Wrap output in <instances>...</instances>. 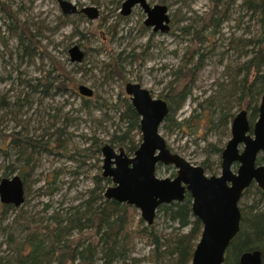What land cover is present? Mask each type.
<instances>
[{
    "label": "rangeland",
    "instance_id": "374dc122",
    "mask_svg": "<svg viewBox=\"0 0 264 264\" xmlns=\"http://www.w3.org/2000/svg\"><path fill=\"white\" fill-rule=\"evenodd\" d=\"M5 1L19 21L13 23L0 12V142L3 135L22 128L29 136H37L47 143L46 149L30 150L36 167L24 179L26 200L17 207L22 208L25 215L39 218L50 215L55 209L65 212L86 199L87 192L95 185V177L103 172L102 147L112 144L114 134L121 135L127 130L126 122L121 119L126 83L139 82L155 97H165L176 85L178 69L192 49L205 52L191 84L188 83L192 94L170 115L167 128H162L161 133L174 152L193 164H202L208 159L212 168L208 172L220 173L215 147L225 146L230 131L226 133L222 125L208 131L203 116L194 123L200 125L199 130L178 123L200 114L202 106L225 94L231 85V75L250 55L251 46L245 41L254 36L256 29L251 12L240 6L244 0H232L218 22L211 17L212 11L217 13L215 0H148L152 5L169 7L170 30L157 34L145 28L146 15L140 7L134 8L128 17L120 14L124 0H68L79 8L96 7L99 10L96 19L83 14H65L59 0ZM24 23L40 42V54L32 57L29 53L25 55L24 45L10 28L20 32ZM75 44L86 52L82 63H73L70 59L68 49ZM198 57L199 54L195 61ZM115 58L120 63V73L113 70ZM52 61L75 80V91L62 93L52 88L48 96L38 91L44 89V86L39 87L40 78L53 69ZM80 85L93 89L94 95L89 98L77 93ZM229 96L227 92L224 97L230 101L231 112L236 114L240 107H235V99ZM261 97L257 100L258 106ZM19 98L27 100L18 108L15 104ZM257 117L258 114L253 117V123ZM59 136L62 146L55 143ZM138 139L136 133L134 141ZM16 157H5L0 151V176L6 166H19L15 165ZM14 170L9 177L20 174L18 169ZM171 172L163 165L157 175L167 177ZM256 200L253 196L245 198L242 207L250 211ZM46 203L52 204L48 213L44 211ZM1 204L0 200V208ZM3 218L0 258L12 256L15 243H10L9 236L15 233L21 238L24 234V228L15 222V210H10ZM155 225L167 235L175 233L178 227L162 214H157ZM152 248L144 237H136L128 256L114 264H154L150 259Z\"/></svg>",
    "mask_w": 264,
    "mask_h": 264
},
{
    "label": "trees",
    "instance_id": "16d2710c",
    "mask_svg": "<svg viewBox=\"0 0 264 264\" xmlns=\"http://www.w3.org/2000/svg\"><path fill=\"white\" fill-rule=\"evenodd\" d=\"M231 1H214L218 14L216 13V17L212 11L211 17L215 22L219 21L222 14L225 15ZM220 6L222 7L219 8ZM240 6L251 12L256 31L252 38L245 41L247 46H251L250 55L231 75V85L227 92L230 94V99H235L233 101L235 107L237 105L240 109L243 107L251 109L253 120V117L258 114L257 100L264 93V0H244ZM0 12L13 23L17 24L19 21L16 13L5 0H0ZM22 26L24 29L20 32L17 29L15 31L12 26L10 28L18 36L19 42L24 45L25 55L28 53L30 57L37 55L40 45L37 35L30 31L25 23ZM189 53L191 54L186 56L178 69L176 85L163 97L169 105V115L162 126L164 129L167 128L166 123L170 120V115L181 108L192 94V90L188 89V83L191 84L194 71L201 65V56L205 55V52L198 53L194 49ZM198 54L200 57L195 61V56ZM114 60L113 70L120 73L121 66L120 63L118 64V58ZM47 72V75L40 78L39 87L44 86V89L38 91L47 96L52 88L62 93L69 90L75 91L77 86L75 80H72L58 63L53 62V69ZM227 92L211 99L206 106H202L200 114L192 115L178 125L184 124L188 128L196 127L199 130L200 125L197 126L194 123L196 121L197 124L203 116L207 120L208 131L222 125L225 132L229 133L234 113L228 106L230 101L227 102L224 97ZM25 100L27 98H19L15 105L19 108ZM122 103L124 110L121 119L126 122L127 130L121 135L114 134L111 143L133 153L142 141L140 116L128 100H123ZM252 104L254 107L251 108ZM58 132H60L59 129ZM133 132L135 134L132 135ZM136 133L139 139L135 142ZM205 134L207 136L206 130ZM1 138L3 139L0 142V151L5 157L17 156L15 165L19 166L16 168L13 165L6 166L0 180L9 177L14 173V169H18L20 171L18 175L21 176L25 185L26 175L36 167L30 150L32 151V148L34 151L37 148L46 149L47 143L41 142L37 136H29L28 132L22 128ZM55 143L59 146L63 145L60 136ZM216 151L220 154L222 148L217 147ZM111 181V178L104 177L103 173L98 174L95 177L94 187L86 194V199L75 206H70L65 212L55 209L45 217L27 216L22 208L2 203L0 223L5 214L15 210V222L24 228V234H21V238L16 237L15 233L9 236L10 243L11 241L15 243L13 253L12 256L8 254L1 257L0 264H99L98 261H101V264H114L118 259H125L128 256L136 237H144L146 242L153 246L150 259L154 264H191L203 230L201 220L193 214L191 196L187 195L182 202L164 204L158 209V214L178 224L177 231L167 235L157 230L155 223L144 226V220L135 206L108 199L105 196V190ZM252 196L255 200L258 197V200L250 211H246L241 206V228L227 250L224 264H240L241 254L253 250L261 251L264 264V191L257 185L252 186L246 190L243 199H249ZM51 205L46 203L44 211L48 213ZM187 228H189L188 231L182 232Z\"/></svg>",
    "mask_w": 264,
    "mask_h": 264
},
{
    "label": "water",
    "instance_id": "95a60500",
    "mask_svg": "<svg viewBox=\"0 0 264 264\" xmlns=\"http://www.w3.org/2000/svg\"><path fill=\"white\" fill-rule=\"evenodd\" d=\"M137 3L146 13V26L153 27L154 31L169 32L171 16L167 5H151L148 0H126L123 13H129ZM59 4L67 14L84 13L91 19L99 17V10L94 6L79 9L68 0H59ZM69 54L71 61L76 63H81L86 55L78 44L69 49ZM125 90L131 95V103L141 117L142 141L133 156L127 155L124 148L116 150L110 144L103 146V176L113 182L106 189L105 196L135 206L142 219L151 225L160 205L183 200L184 192L189 190L193 196V213L204 225L191 264H223L227 249L240 230L242 213L239 202L244 190L253 181L264 189V164L257 165L258 155L264 154V93L253 134L250 133L248 111L241 110L233 120L232 136L222 153L221 176L207 177L202 166L192 165L168 148L161 133V125L169 114L167 101L154 97L139 82H128ZM78 91L85 97L94 94L86 85H80ZM234 162L240 163L237 172L232 170ZM158 163L176 166L177 177H158ZM0 200L15 207L24 204L25 185L20 175L0 180ZM240 264H262L261 252L243 253Z\"/></svg>",
    "mask_w": 264,
    "mask_h": 264
},
{
    "label": "flooded vegetation",
    "instance_id": "af4514ba",
    "mask_svg": "<svg viewBox=\"0 0 264 264\" xmlns=\"http://www.w3.org/2000/svg\"><path fill=\"white\" fill-rule=\"evenodd\" d=\"M126 2V0H124L123 2H122V7H121V15L122 16H124V17H128L129 15H131L132 14V12H133V10H134V8H136V7H140L142 10H143V12H144V9L142 8V6H141V4L140 3H137V4H135L131 9H130V12L129 13H127V14H124L123 13V5H124V3ZM152 5V4H151ZM78 6V5H77ZM79 8V7H78ZM62 9V8H61ZM79 9H81V8H79ZM63 11V10H62ZM65 14H67V13H65ZM75 14H83V15H85L84 13H75ZM144 14L146 15V13L144 12ZM68 15H70V14H68ZM87 16V15H86ZM145 19H146V17H145ZM145 21V20H144ZM171 22V21H170ZM145 24V23H144ZM145 28H147V29H152V31H153V33L154 34H157V33H159L160 31H154V29H153V27H150V26H146L145 25ZM72 47V46H71ZM70 47V48H71ZM69 48V49H70ZM69 49H68V53H69ZM85 51V50H84ZM86 53V52H85ZM69 56H70V54H69ZM85 58H86V55H85ZM84 58V59H85ZM84 61V60H83ZM82 61V62H83ZM81 62V63H82ZM73 63H76V62H73ZM127 84V83H126ZM126 86V85H125ZM144 87V86H143ZM79 90V87H78V89H77V91ZM94 91V90H93ZM125 92H126V90H125ZM151 92V91H150ZM77 93H79V91L77 92ZM80 94V93H79ZM151 94H152V92H151ZM81 95V94H80ZM94 95V94H93ZM153 95V94H152ZM154 96V95H153ZM85 97V96H84ZM92 97V96H91ZM155 97V96H154ZM90 98V97H89ZM156 98H162V97H156ZM162 99H164V98H162ZM124 100H128L130 103H131V95H129L127 92H126V96H125V98H124ZM165 100V99H164ZM166 101V100H165ZM168 103V102H167ZM132 104V103H131ZM260 105V104H259ZM133 106V105H132ZM168 107H169V105H168ZM135 109V108H134ZM244 109H246L247 111H248V119H249V122H250V129H251V134H253V125H254V123H253V120H252V118H251V109L249 110V108H247V107H243V108H241L236 114L234 113V117H233V119H232V121H231V124H230V128H229V131H230V134H231V136H232V133H231V128H232V123H233V120H234V118H235V116L241 111V110H244ZM138 113V112H137ZM139 114V113H138ZM169 115V114H168ZM167 115V116H168ZM140 116V115H139ZM258 116H259V106H258ZM167 118V117H166ZM165 118V119H166ZM140 119H141V117H140ZM257 119H258V117H257ZM165 121V120H164ZM163 124H164V122H163ZM163 124L161 125V129L163 128L162 126H163ZM141 130V129H140ZM231 136H230V138H231ZM141 137H142V132H141ZM230 138L228 139V141L230 140ZM228 141L226 142V144H225V146H221V147H218V148H222V152L220 153V154H217V151H216V148L217 147H215V153H216V155H218V158H217V161H216V165H217V168L218 169H220V173H218V174H210L208 171H212V168H211V166H210V164H209V161H208V159H206V160H204L203 162H202V164H193V163H191L190 161V163L192 164V165H194V166H202V168L204 169V172H205V175L207 176V177H211V176H221V174H222V170H223V166H222V161H223V158H222V153H223V151H224V149H225V147H226V145H227V143H228ZM106 144H110V143H106ZM106 144H104V145H106ZM112 147H114L116 150H119L120 148H124V147H116L115 145H112V144H110ZM140 145V144H139ZM139 147V146H138ZM138 147H137V149H138ZM168 148L171 150V152H173V153H176V152H174L169 146H168ZM241 148V150H243V146L242 147H240ZM102 149H103V147H102ZM136 149V150H137ZM124 150H125V152H126V154L127 155H129V156H133L134 155V153H135V151L132 153V152H128L127 150H126V148H124ZM102 153H103V151H102ZM177 154H179V153H177ZM180 155V154H179ZM182 156V155H181ZM183 157V156H182ZM185 158V157H184ZM186 159V158H185ZM187 160V159H186ZM188 161V160H187ZM204 164V165H203ZM262 164H264V154L263 153H260L259 155H258V157H257V165H262ZM165 166L167 169H170V170H172V172H171V175L170 176H167V177H170L171 179H174L175 177H177V175H178V168L176 167V166H174L173 164H164V163H158V165H157V168H156V175H157V170L159 169V167H161V166ZM239 165H240V163L239 162H234V164L232 165V170L234 171V172H237V169L239 168ZM103 173V172H102ZM158 176V175H157ZM159 177V176H158ZM106 178H109V177H106ZM161 178H165V177H161ZM112 180V179H111ZM230 184V183H229ZM111 185H113V182L111 181V184H109L108 185V187L109 186H111ZM255 185H257L260 189H262L263 191H264V189L262 188V187H260L259 186V184L257 183V182H255V181H253L252 182V184L249 186V187H247L245 190H244V192H243V194H242V197H241V200H240V202H239V207H240V210H241V203H242V199H243V197H244V194H245V192H246V190L247 189H249L250 187H252V186H255ZM183 186H185L186 187V185L183 183ZM107 187V188H108ZM106 188V189H107ZM106 191V190H105ZM187 195H190L191 196V198H192V205H193V196H192V194H191V192L189 191V190H187L186 189V191L184 192V199L183 200H179V201H173V202H182V201H184L185 200V198L187 197ZM172 202V203H173ZM171 204V203H170ZM162 205H164V204H162ZM162 205H160V206H162ZM160 206L158 207V209L160 208ZM137 209V208H136ZM138 210V209H137ZM139 211V210H138ZM192 211H193V208H192ZM241 213H242V210H241ZM157 214H158V210H157V213H156V216H157ZM194 214V213H193ZM140 216H141V214H140ZM194 216H196L195 214H194ZM197 217V216H196ZM200 219V218H199ZM155 220H156V218H155ZM155 220H154V223H155ZM201 220V219H200ZM241 221H242V218H241ZM144 222H146V221H144ZM201 222H202V220H201ZM147 223V222H146ZM153 223V224H154ZM153 224H151V225H153ZM202 224H203V222H202ZM147 225H149V224H147ZM203 227H204V225H203ZM231 245V244H230ZM229 248V247H228ZM228 250V249H227Z\"/></svg>",
    "mask_w": 264,
    "mask_h": 264
},
{
    "label": "bare ground",
    "instance_id": "6f19581e",
    "mask_svg": "<svg viewBox=\"0 0 264 264\" xmlns=\"http://www.w3.org/2000/svg\"><path fill=\"white\" fill-rule=\"evenodd\" d=\"M240 228H241V226H240ZM203 231V230H202ZM240 231V230H239ZM239 233V232H238ZM237 236V235H236ZM235 236V237H236ZM201 238V237H200ZM200 240V239H199ZM233 241V240H232ZM199 242V241H198ZM198 244V243H197ZM253 251H255V250H253ZM258 251H260V250H258ZM247 252H249V251H247ZM261 252V251H260ZM227 253V252H226ZM245 253V252H244ZM243 254V253H242ZM241 254V255H242ZM194 255V254H193ZM261 255H262V253H261ZM225 258H226V255H225ZM192 260H193V258H192ZM192 262V261H191ZM225 262V261H224ZM239 262H240V259H239ZM224 264V263H223ZM262 264H263V259H262Z\"/></svg>",
    "mask_w": 264,
    "mask_h": 264
}]
</instances>
